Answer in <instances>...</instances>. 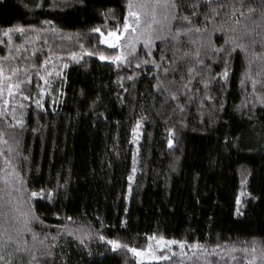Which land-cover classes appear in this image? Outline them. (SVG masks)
<instances>
[{
	"label": "trees",
	"instance_id": "16d2710c",
	"mask_svg": "<svg viewBox=\"0 0 264 264\" xmlns=\"http://www.w3.org/2000/svg\"><path fill=\"white\" fill-rule=\"evenodd\" d=\"M175 3L0 0V264H264V0Z\"/></svg>",
	"mask_w": 264,
	"mask_h": 264
},
{
	"label": "snow or ice",
	"instance_id": "6c2138e0",
	"mask_svg": "<svg viewBox=\"0 0 264 264\" xmlns=\"http://www.w3.org/2000/svg\"><path fill=\"white\" fill-rule=\"evenodd\" d=\"M157 2H158V0H157ZM167 3H170L173 8H176L177 7V5L175 3V0H167ZM209 3H211V0H209ZM133 7L134 6H133L132 3H129L128 4L129 15L135 18V23L138 26L139 23H140V19H141L140 18V14L138 12H136V11H132L131 9ZM213 11H214V9H213ZM173 18L174 19H178L179 17H173ZM183 19L185 21H188L189 24H191V21L189 20V17L188 16H184ZM129 27H130V25L128 24L127 19H126L125 20V23H124V30L127 31L129 29ZM188 30L190 31L191 29H188ZM196 30L199 31V29H196ZM11 31H12V29L9 28L8 31L4 33V35L7 36L9 34V32H11ZM17 31L22 32L23 29L22 28H19V29H17ZM94 31H99V29H94ZM132 31L135 32L136 31V27H132ZM177 32H179V29H177ZM108 36L110 38H114L115 40H119L120 39V37L119 36H115L114 33H109ZM103 42L104 43H107V44H110V46L115 47V44H112L111 43V40H109V39H105ZM149 43H150V41H146L145 42V46L147 47L149 45ZM226 43H228V41H226ZM234 47H236V46H234ZM216 51L220 52V51H226V50L223 49V48H221V49H217ZM148 54L150 55V53H148ZM101 59H105V57L101 56ZM115 59L116 60H122V59H124V57H123V55H121V56H117ZM162 59H163V57H162ZM147 62L148 61H145V63H147ZM165 72H167V69H165ZM2 75H3L2 70H0V76H2ZM224 75H225V77L227 76V72L226 71H225ZM13 87H15V88L18 89L20 87V85L19 84H15V85L9 84L8 85L9 95L12 94ZM37 104L39 106V101H37ZM168 143H169V146H171L172 143H173V141L171 139H169ZM133 171H135V169H133ZM129 179H131V177H129ZM43 192H44V189H41L40 190V193L32 192L31 195L33 197H37V196L43 194ZM48 195H51V193H49ZM237 203H239V199L237 200ZM109 243L113 246V249H116L118 247V242L117 241H109ZM160 243H165V241L161 240ZM166 243H168V244H174V243H178V242L177 241H167ZM181 247H183V244H181ZM130 251L133 252V253H135L137 256H142L143 255L142 252L138 251L135 248H131Z\"/></svg>",
	"mask_w": 264,
	"mask_h": 264
},
{
	"label": "rangeland",
	"instance_id": "374dc122",
	"mask_svg": "<svg viewBox=\"0 0 264 264\" xmlns=\"http://www.w3.org/2000/svg\"><path fill=\"white\" fill-rule=\"evenodd\" d=\"M129 34H131V33H133V34H131V38L133 39V40H130L129 41V44H131V43H133L134 42V32H128ZM123 34L126 36V34L123 32ZM120 34L118 33L117 35H115V36H119ZM120 37V39L119 40H115L114 38H109V40H111V43L112 44H117V45H122L123 46V43H125V39H123L121 36H119ZM107 39V38H106ZM107 44V43H106ZM108 45H110V44H108ZM156 245V244H155ZM154 245V246H155ZM158 248H160V247H158ZM147 253V254H146ZM151 256H154V254H149L147 251L145 252V253H143V255L142 256H140V258H151Z\"/></svg>",
	"mask_w": 264,
	"mask_h": 264
}]
</instances>
